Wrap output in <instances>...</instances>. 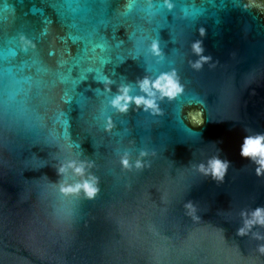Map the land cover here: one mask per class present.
I'll return each mask as SVG.
<instances>
[{
  "label": "water",
  "instance_id": "95a60500",
  "mask_svg": "<svg viewBox=\"0 0 264 264\" xmlns=\"http://www.w3.org/2000/svg\"><path fill=\"white\" fill-rule=\"evenodd\" d=\"M173 71L155 110L111 104ZM256 135L264 0H0V264H264Z\"/></svg>",
  "mask_w": 264,
  "mask_h": 264
},
{
  "label": "clouds",
  "instance_id": "9594fccd",
  "mask_svg": "<svg viewBox=\"0 0 264 264\" xmlns=\"http://www.w3.org/2000/svg\"><path fill=\"white\" fill-rule=\"evenodd\" d=\"M171 7V5H169ZM193 48L195 51L200 52L201 48L199 47V43L193 44ZM153 51H157V45L155 43L152 44ZM203 59V58H202ZM197 67L199 63L197 62ZM140 88L142 91L147 93V97L145 96H129L128 95V87L124 86L120 90V94L115 96L111 104L116 107L119 111H126L128 102L134 101L135 104L141 105L143 104L146 108L156 109L157 105L154 99V92L152 89L159 90L161 96H167L169 98L174 97L177 93L182 91L181 85L178 83L176 79L175 72L171 73H162L159 77H157L154 81H149L148 78H144L140 81ZM123 101V103H122ZM194 122H199L197 117L193 118ZM111 126L110 124L108 125ZM241 155L251 157L255 160V162L259 165L256 169L257 174H260L261 171H264V135H256V136H247L244 138V142L241 146ZM125 165H127V160L123 161ZM227 167L226 162H222L219 159H214L210 162V168L212 174L218 178H222L223 173ZM67 168H72V170L80 176L84 175L85 168L84 165L77 164L75 161H69L67 165H62L59 168L61 173H64ZM97 178L89 174L86 179L76 183L75 185L62 186L61 191L65 193L78 192L80 189H83L85 195L89 198L93 197L95 193L98 191L97 188ZM253 219L245 221V228L239 229V232L243 234L247 227L251 226L253 223H261L264 224V209L257 208L252 213ZM261 251H264V246L261 247Z\"/></svg>",
  "mask_w": 264,
  "mask_h": 264
}]
</instances>
